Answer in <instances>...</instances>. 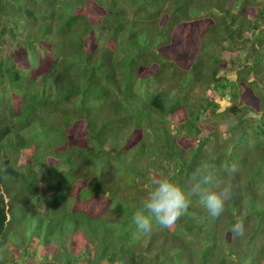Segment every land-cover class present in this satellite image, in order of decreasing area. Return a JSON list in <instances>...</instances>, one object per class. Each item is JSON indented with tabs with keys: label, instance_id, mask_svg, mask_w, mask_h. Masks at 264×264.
<instances>
[{
	"label": "trees",
	"instance_id": "16d2710c",
	"mask_svg": "<svg viewBox=\"0 0 264 264\" xmlns=\"http://www.w3.org/2000/svg\"><path fill=\"white\" fill-rule=\"evenodd\" d=\"M2 149L0 247L28 215L56 236L15 264H264V0H0ZM204 161L225 212L138 230L152 180Z\"/></svg>",
	"mask_w": 264,
	"mask_h": 264
},
{
	"label": "clouds",
	"instance_id": "9594fccd",
	"mask_svg": "<svg viewBox=\"0 0 264 264\" xmlns=\"http://www.w3.org/2000/svg\"><path fill=\"white\" fill-rule=\"evenodd\" d=\"M215 169L214 163L201 162L183 185L177 184L167 175L153 179L152 187L132 216L136 228L148 234L155 221L163 228L170 229L181 217L190 215L189 207L194 199L212 218H219L225 212L226 203L233 197V189L230 183H222L217 179ZM236 170V164L228 169L229 173H235ZM230 231L238 237L243 236V220H236Z\"/></svg>",
	"mask_w": 264,
	"mask_h": 264
},
{
	"label": "rangeland",
	"instance_id": "374dc122",
	"mask_svg": "<svg viewBox=\"0 0 264 264\" xmlns=\"http://www.w3.org/2000/svg\"><path fill=\"white\" fill-rule=\"evenodd\" d=\"M63 2L65 0H62ZM37 25V24H36ZM36 31V29L30 25V24H27V31H22V38L24 37H27V33H31L33 34L34 32ZM149 42V40H148ZM151 42V45H154L156 46V42L155 40H150ZM5 51V49H4ZM77 68L79 69L80 66H77ZM231 75H234L233 72L230 73ZM234 80V79H233ZM156 88H157V85L154 84L153 82H144L143 85L139 86V90L142 92V93H148L149 95L150 94H153L154 92H156ZM42 90V89H41ZM210 91V90H208ZM197 92V90H196ZM209 95L211 94V91L208 92ZM42 94H45V95H51L52 94V89H50L49 87H46L44 89V92ZM228 104V97H225V99L222 101L221 105H220V108H219V111H222L224 109V107H226ZM156 117L155 113H154V118ZM216 125H219L220 124V121H215ZM41 143V142H40ZM45 145L47 147H50V144H51V141L50 139H48L47 137L45 138V141H44ZM43 148H40V153L43 154ZM29 156L30 154L28 153H25L23 155V157H26ZM11 156V153L7 150H0V158H7ZM48 200H46L48 203H51V199H49V197H47ZM51 205H55V204H51ZM31 212L32 213H35L38 211V209L35 207V205H32L31 208H30ZM59 212V211H58ZM42 218L40 220L39 223H35L34 220H33V217L32 215H28L26 216L25 218H18L16 223L13 224L11 226L14 234H15V238L12 239H7V241L5 243L6 246H3V247H0V264H15V263H18V260L20 261L21 259V254H20V257L19 258H15V255L14 254H19L20 251L22 252V254H24L25 250L24 248H26L27 246H29V241L34 238L36 235L40 237H45V236H49L51 237V241L54 239V237L56 236H53V233L50 231H47L43 226H44V217L41 213ZM58 222V219L56 218V223ZM58 226V225H57ZM39 229V230H37ZM29 237L28 240H26L27 238ZM25 240V241H24ZM20 243V244H19ZM40 246V245H39ZM30 247V246H29ZM27 248L28 252L31 253L33 252L34 248L36 247V245L34 246L33 244L31 245L30 248ZM36 252H37V255L35 258H39V253L41 252L40 248H36L35 249ZM26 258V256H25ZM41 259H36L34 261L35 264H38L40 262ZM27 264V263H26Z\"/></svg>",
	"mask_w": 264,
	"mask_h": 264
}]
</instances>
